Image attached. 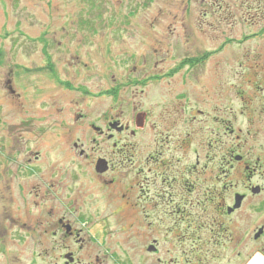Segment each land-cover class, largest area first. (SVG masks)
<instances>
[{
	"label": "rangeland",
	"instance_id": "374dc122",
	"mask_svg": "<svg viewBox=\"0 0 264 264\" xmlns=\"http://www.w3.org/2000/svg\"><path fill=\"white\" fill-rule=\"evenodd\" d=\"M75 56L86 68L65 66ZM49 69L75 76L72 90ZM184 105L203 114L181 116ZM132 106L147 113L136 136L107 142L88 129L133 127ZM81 132L99 143L93 158L113 164L102 179L69 148ZM232 155L258 159L249 182ZM48 180L62 200L85 202L89 229L78 226L92 261L264 264V239L251 240L264 223V0H0V217L14 207L7 183ZM248 185L261 196L228 215ZM51 242L6 253L12 264H54L65 251Z\"/></svg>",
	"mask_w": 264,
	"mask_h": 264
},
{
	"label": "flooded vegetation",
	"instance_id": "af4514ba",
	"mask_svg": "<svg viewBox=\"0 0 264 264\" xmlns=\"http://www.w3.org/2000/svg\"><path fill=\"white\" fill-rule=\"evenodd\" d=\"M46 56V54H45ZM69 59H74V62H65V66H81L82 68H86V63H80L79 58L75 56ZM49 63V62H48ZM62 64V63H61ZM48 66V65H46ZM47 69V68H45ZM49 71H53L49 69ZM58 71V69H56ZM50 72V74L45 75L49 78V81H53L58 84V86L66 89L68 92L72 90V79H74L73 75L66 72L67 78L64 80L58 78V72L56 73ZM73 77V78H72ZM57 78V81H56ZM61 80V81H59ZM8 85V90L10 94L13 95L14 91L12 90L9 81L6 83ZM67 93V92H66ZM182 110H178L179 115H183L184 113L190 114L193 120H195V116H200L203 114L201 111H195L190 109V105L180 106ZM189 109V111H188ZM132 116H133V127H130L126 122L122 124L118 119H111L107 121L106 127L100 128L94 126L93 124H88V129L91 130V133L94 134L95 137L99 139H104L107 142H112L114 135H127L129 137L136 136L139 132L144 130L145 122L147 119V113L138 110L136 107L132 106ZM177 114V112H174ZM82 116H77L75 119H80ZM68 135V134H67ZM13 137V135L11 136ZM9 137V140L12 138ZM189 134L185 135L187 139ZM23 138L20 137L14 139L20 142ZM96 140L93 136L89 138L86 137L85 132H81L80 138L69 144V148L73 150L77 156L83 161H89L90 165H93L94 177L97 179H102L105 175L111 173L113 169V164L111 160H108L104 155L97 156L93 158L95 151L99 150V143H96ZM13 141V142H14ZM25 141V138H24ZM25 142H21V148L19 150H23L26 146ZM184 143V141H183ZM95 147V148H94ZM111 147L116 151V144L111 143ZM116 149V150H115ZM39 150L33 152L32 159L27 158L26 162L23 163V166L28 169L27 176H35L38 173L36 167L32 166V164L38 163L41 159V153ZM232 159L235 163V170H243V173L246 174V181L249 182L254 172H256V168L258 166L256 163L253 165L247 164L244 161L243 157L239 155H232ZM98 161L104 162L106 170L102 173L95 172V166ZM195 166L191 169L195 170L198 166V159L195 160ZM99 186H110L113 184L111 180H101ZM52 181H47L46 183H7V198L10 202L13 203L10 207L9 211L5 213V216L2 215L0 217V264H12L13 256L11 254L6 253V247L10 248V246H15L19 252L26 251L28 248H35L41 245L43 241H46V238L52 240L51 242V250H56L57 252L64 250L63 254H58L55 258L54 264H57L59 259L62 260L63 264H92L94 261L95 264H100L98 258L92 261L91 253L88 252V245L84 238L81 237V233L83 229L80 228L81 225L86 230L89 227H86L87 221L89 218L87 217L90 213H86L85 210L79 211L78 209L81 206H84L83 202H76V199L82 198L81 196L71 195L66 198L67 201L62 200L59 194V186L60 183H50ZM82 184V183H81ZM80 184V185H81ZM248 194L246 193H235L233 196V204L231 207H226L227 209L232 208L234 205V198L236 196L241 197V201L239 207L233 210L231 213H227L228 215L235 214L240 211L244 202L252 203L254 198H259L263 192V188L258 185H248L246 187ZM30 200H27V198ZM125 196L122 194L121 198ZM28 198V199H29ZM72 198V199H71ZM75 200V201H74ZM83 204V205H82ZM64 205V206H63ZM260 209L263 208L264 202L258 204ZM66 206V208H64ZM31 207V208H29ZM264 239V223H260L259 226L255 228L254 231L251 232V240L255 243L260 242ZM70 241H72L76 245L77 251H71ZM46 251V249H43ZM84 250L83 258L76 256V253ZM261 251H264V248H261ZM22 255V253H21ZM37 257H40V254H36Z\"/></svg>",
	"mask_w": 264,
	"mask_h": 264
},
{
	"label": "water",
	"instance_id": "95a60500",
	"mask_svg": "<svg viewBox=\"0 0 264 264\" xmlns=\"http://www.w3.org/2000/svg\"><path fill=\"white\" fill-rule=\"evenodd\" d=\"M105 170H106V168H105L104 162L98 161L97 164H96V166H95V172L102 173ZM240 201H241V197L236 196L234 198V205H233V207L227 209V213L229 214L233 210L237 209L239 207ZM148 251H154V248L153 247H149Z\"/></svg>",
	"mask_w": 264,
	"mask_h": 264
}]
</instances>
